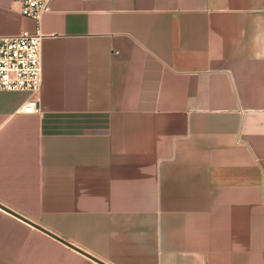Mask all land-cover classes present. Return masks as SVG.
Instances as JSON below:
<instances>
[{"label": "crops", "instance_id": "crops-1", "mask_svg": "<svg viewBox=\"0 0 264 264\" xmlns=\"http://www.w3.org/2000/svg\"><path fill=\"white\" fill-rule=\"evenodd\" d=\"M37 28L0 0V36ZM41 30L0 203L84 251L0 206V264H264V0H51Z\"/></svg>", "mask_w": 264, "mask_h": 264}, {"label": "built area", "instance_id": "built-area-1", "mask_svg": "<svg viewBox=\"0 0 264 264\" xmlns=\"http://www.w3.org/2000/svg\"><path fill=\"white\" fill-rule=\"evenodd\" d=\"M20 11L36 19L38 28L0 36V89L27 90L30 97L20 106L25 112H40L39 92L43 82L42 44L46 34L41 19L51 0H17Z\"/></svg>", "mask_w": 264, "mask_h": 264}, {"label": "water", "instance_id": "water-1", "mask_svg": "<svg viewBox=\"0 0 264 264\" xmlns=\"http://www.w3.org/2000/svg\"><path fill=\"white\" fill-rule=\"evenodd\" d=\"M0 206H2L3 208H5V209H7V210H9V211H11V212H13V213L16 214V215L22 217L23 219H25V220L29 221L30 223L34 224L35 226H37V227H39V228L45 230L46 232H48V233H50V234H52V235H54V236H56V237L62 239L63 241H65V242H67V243H69V244L75 246L76 248L80 249L81 251H84L83 249H81L80 247H78V246L72 244L71 242H69V241L66 240L65 238H62L61 236L55 234V233L52 232L51 230H49V229L45 228L44 226H42L41 224H39V223H37V222H35V221H33V220H30L29 218L23 216L22 214H20V213L14 211V210H12V209L9 208L8 206H6V205H4V204H2V203H0ZM93 257H94V256H93Z\"/></svg>", "mask_w": 264, "mask_h": 264}]
</instances>
